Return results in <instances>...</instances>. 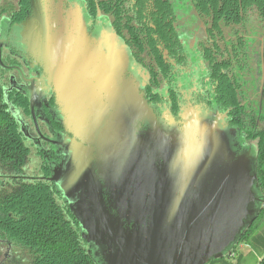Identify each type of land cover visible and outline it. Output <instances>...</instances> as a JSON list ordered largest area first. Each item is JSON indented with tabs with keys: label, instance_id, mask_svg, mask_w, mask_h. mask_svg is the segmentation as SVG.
<instances>
[{
	"label": "water",
	"instance_id": "1",
	"mask_svg": "<svg viewBox=\"0 0 264 264\" xmlns=\"http://www.w3.org/2000/svg\"><path fill=\"white\" fill-rule=\"evenodd\" d=\"M21 37L73 135L53 140L65 156L50 179L103 264H205L229 253L263 201L256 167L218 122L197 116L178 135L156 123L140 133L153 111L127 76L130 54L114 33L93 37L80 8L54 18L36 6ZM262 62L260 93L263 47ZM30 99L36 119L35 91Z\"/></svg>",
	"mask_w": 264,
	"mask_h": 264
},
{
	"label": "trees",
	"instance_id": "2",
	"mask_svg": "<svg viewBox=\"0 0 264 264\" xmlns=\"http://www.w3.org/2000/svg\"><path fill=\"white\" fill-rule=\"evenodd\" d=\"M95 1L104 14L114 16L117 29L127 31L140 51L147 49L146 28L135 23H142L145 0L134 5L132 0ZM198 1L199 13L222 41H216L208 53L215 61L218 102L228 111L231 125L255 143L257 183L263 199L256 220L230 252L205 264H248L251 255L258 257L256 264H264V95L261 98L259 92L264 0ZM91 6L98 8L95 3ZM7 72L0 61V243L18 249L20 256L31 257L29 264H96L79 221L50 179L53 153L36 146L11 111L14 105L29 115L30 107L21 94L6 92ZM33 155L40 164L28 172Z\"/></svg>",
	"mask_w": 264,
	"mask_h": 264
},
{
	"label": "flooded vegetation",
	"instance_id": "3",
	"mask_svg": "<svg viewBox=\"0 0 264 264\" xmlns=\"http://www.w3.org/2000/svg\"><path fill=\"white\" fill-rule=\"evenodd\" d=\"M132 1L133 5L137 3V0ZM179 2L186 4L190 12L194 13V17L181 15ZM91 3H95L98 8L92 9ZM143 4L145 10L140 17L142 23L140 20H136L135 23L146 28V32L149 30V33H143L146 37L147 49L140 51L131 41L127 31L117 29L114 16L111 13L104 14L95 0H0V49L17 57L12 59L7 55L9 60L3 63L8 71L15 72L9 75L8 86L10 88H8L29 101V115L22 114L21 107L15 109L26 117L32 132L35 131L38 135L36 140L39 141L34 140L33 142L35 144L39 142L38 146L53 153L51 161L53 165L59 164L65 156V147L54 144L53 140L66 139V142H69L73 135L66 131L62 123V112L56 102L55 92L45 80L38 83V78L43 72L42 66L36 63L28 52L27 46L22 43L23 24L34 15L36 6L44 14L54 16V18L59 15L67 18L76 8H80L87 22L89 33L96 38L100 37L97 33L98 16L106 15L110 18L111 30L107 34L114 33L118 44L126 46L130 54L127 76L139 82L140 92L153 111L152 115L139 123L140 133L151 132L156 123L165 136L178 135L185 129L189 120L200 116L207 118L209 122H218L220 128L230 136V144L236 154L246 155L244 147L231 137V118L228 111L223 109L218 102L217 82L214 78L215 61L210 59L208 53L219 39L217 32L212 31L211 23L199 13L197 9L200 5L199 1L145 0ZM161 8L167 10L162 11ZM110 40L111 38H108L104 41L106 47ZM260 41L262 72L264 38L261 37ZM218 42L222 44V41ZM202 72L203 75H200ZM14 76L21 81L22 90L11 87V80ZM32 78L34 82L30 81ZM32 91H35L34 107L35 115H38H36L38 125L33 119L31 108L30 93ZM260 95L262 98L264 90ZM46 126L49 131L45 128ZM37 127L41 134H38ZM239 132L244 134L240 130ZM246 140L251 142V140ZM162 162H164L163 159L157 165H161ZM105 198L110 199L109 192L105 193ZM255 205L258 206L259 203ZM6 247L13 250V247L9 245ZM9 259L8 255L4 256L0 264H8Z\"/></svg>",
	"mask_w": 264,
	"mask_h": 264
},
{
	"label": "rangeland",
	"instance_id": "4",
	"mask_svg": "<svg viewBox=\"0 0 264 264\" xmlns=\"http://www.w3.org/2000/svg\"><path fill=\"white\" fill-rule=\"evenodd\" d=\"M178 6H179V12H180L181 15H184V16H190L191 15V16L194 17V13L190 12V10L188 9V6L186 4L179 2ZM97 23H98L97 24L98 25L97 33L100 34V36H103L104 34L108 33V31L111 30L110 18L108 16L99 15ZM7 55H9V57L12 58V59L17 58L15 56L11 55V53L5 52V50H1L0 49V61L2 62V64L5 61L9 60V59H7V58H9ZM202 71L204 72V69ZM203 72L200 73V75H203ZM13 73H15V72H13L12 70L11 71L9 70L7 72V77L9 78V75H11ZM8 78H7V80L9 81ZM4 80H3V83H4ZM20 83H21V81L19 79H17L16 76H14L12 78V80H11V87L21 89L22 87L20 86ZM8 85H9V82H8ZM8 85H7V87H8ZM7 87H6V92L8 91L7 89H9ZM10 108H11V111L13 112V114L22 123V129L26 133V135L28 137H30V139H32L33 141L34 140L35 141H39L38 139L36 140L38 135L36 134L35 131L32 132L31 128L27 124L28 122H27L26 118H24L21 115V113L17 112L16 109L14 108V106H11ZM36 115H35L36 119H34V116H33V119H34L36 125H38V119H37L38 115L37 116ZM45 128L49 131L48 126H46ZM37 129H38V134H39L40 133L39 128L37 127ZM229 137L230 136L228 135V138ZM231 137L236 142H238L239 144H241L244 147L245 153L250 158L253 170L255 171V166H256V146H255V143L252 142V141L251 142H247V140L245 139V135L242 134L241 132H239V129H237L235 126H232ZM38 143L36 142V146H38ZM39 164H40L39 157H36V156L33 155V158L31 159V162L29 163L28 172H30L32 169H34V167L36 165H39ZM51 168L53 169L54 166H51ZM254 191H255V194L258 197L259 201L263 200L262 199L261 189H260V187H259L257 182H256V185L254 187ZM261 203H263V202H261ZM243 246L244 245H241L240 248L243 249V251H247V249L244 248ZM240 248H239V250H240ZM88 252L92 256V258L94 259L96 264H103L101 256L96 252V249L93 246L92 247L91 246L88 247ZM18 253H20V251L18 249L13 248V250H10V249H7V247L5 245L0 244V261L4 258V256L8 255L9 258H10L8 260V264H17V263H19V264H29L31 262V257H28L26 255L20 256ZM248 259H249V263L248 264H256L258 257L255 256V255H253V256L251 255L250 257H248Z\"/></svg>",
	"mask_w": 264,
	"mask_h": 264
}]
</instances>
